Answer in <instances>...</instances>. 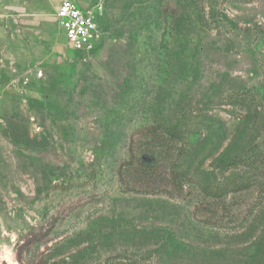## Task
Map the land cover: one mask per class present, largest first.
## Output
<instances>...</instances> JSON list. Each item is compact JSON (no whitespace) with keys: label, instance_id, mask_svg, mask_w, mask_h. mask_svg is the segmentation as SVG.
<instances>
[{"label":"rangeland","instance_id":"1","mask_svg":"<svg viewBox=\"0 0 264 264\" xmlns=\"http://www.w3.org/2000/svg\"><path fill=\"white\" fill-rule=\"evenodd\" d=\"M104 4L82 55L0 0V264H264V0Z\"/></svg>","mask_w":264,"mask_h":264},{"label":"built area","instance_id":"2","mask_svg":"<svg viewBox=\"0 0 264 264\" xmlns=\"http://www.w3.org/2000/svg\"><path fill=\"white\" fill-rule=\"evenodd\" d=\"M82 1L62 0L55 18L74 51L89 55L100 50L107 38L100 16L105 4L104 0H96L93 5H85Z\"/></svg>","mask_w":264,"mask_h":264},{"label":"trees","instance_id":"3","mask_svg":"<svg viewBox=\"0 0 264 264\" xmlns=\"http://www.w3.org/2000/svg\"><path fill=\"white\" fill-rule=\"evenodd\" d=\"M155 129L162 131L166 136H168L171 139H174V140L184 139L183 137L184 129L181 123V119L179 118H173V119L164 118L161 121H159V125H157ZM234 184L235 186L233 190L244 189L245 185L242 181H236ZM70 186H71V182H67L66 184H61V185H55V187L60 188V189L61 187L63 189H69ZM201 189L207 196H214L215 194H224L225 192L229 191V189H227L226 184L222 185L221 183L215 184V183H210V182H206L202 184ZM55 227H56L55 223H52L49 229L45 231V233L37 232V228H33L31 232L29 233L30 235L28 238L27 237L25 239L22 238L24 242L17 249V257L19 261H21L22 264L24 261V254L25 252H27V249H24V247L26 248L27 246L28 251H31L32 247H34L35 245L44 244L46 242L48 234L53 232ZM28 264H66V263H63L60 260L51 261L50 259L35 258L33 260H29Z\"/></svg>","mask_w":264,"mask_h":264},{"label":"crops","instance_id":"4","mask_svg":"<svg viewBox=\"0 0 264 264\" xmlns=\"http://www.w3.org/2000/svg\"><path fill=\"white\" fill-rule=\"evenodd\" d=\"M4 1H5V5L10 4V6L20 7V9L23 10L24 14L39 15V16L47 15L53 12V5L55 3L56 4V8L54 10V17H55L57 7L59 6L62 0H4Z\"/></svg>","mask_w":264,"mask_h":264}]
</instances>
